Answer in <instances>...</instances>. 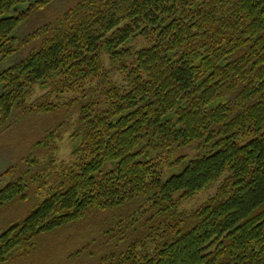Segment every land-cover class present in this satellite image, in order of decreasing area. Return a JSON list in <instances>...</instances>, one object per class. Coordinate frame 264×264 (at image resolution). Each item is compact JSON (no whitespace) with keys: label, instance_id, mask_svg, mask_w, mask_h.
<instances>
[{"label":"trees","instance_id":"16d2710c","mask_svg":"<svg viewBox=\"0 0 264 264\" xmlns=\"http://www.w3.org/2000/svg\"><path fill=\"white\" fill-rule=\"evenodd\" d=\"M55 1L0 0V264H264V0Z\"/></svg>","mask_w":264,"mask_h":264},{"label":"rangeland","instance_id":"374dc122","mask_svg":"<svg viewBox=\"0 0 264 264\" xmlns=\"http://www.w3.org/2000/svg\"><path fill=\"white\" fill-rule=\"evenodd\" d=\"M68 0H57L55 1L50 7H48L46 10L43 11V13L41 14L44 18L47 17H52L54 16L56 13H58L59 11H61L64 7L65 4L67 3ZM35 22V20H34ZM34 22L32 24H34ZM30 26V23L26 22L25 24H23L20 29L18 30V36H22L25 35L28 32V28ZM140 44H143L142 41L139 42ZM117 78L119 80H121V76L117 75ZM38 92L35 93V95H37ZM69 96V94L67 95ZM65 96V97H67ZM24 134H27L26 136L29 135V126H24L22 128L19 129H14L12 131H9L6 134H3L0 136V152H4V150L7 147V144L13 142L16 143L17 140L20 138V136H24ZM25 136V139H26ZM57 145H58V151L56 153V159L59 160H69L70 159V146H69V142H68V137L67 134H64L62 136V138H60L59 140H57ZM1 155V154H0ZM6 155V154H4ZM6 165H8V159L7 158H0V170L3 169ZM216 187V184H214L213 186L203 190L202 192L198 193L197 195L193 196L191 199L185 201L184 203H182L180 205V208H184L187 210L193 209L196 206H198L202 201H204L209 195H211L214 192V189ZM10 211L12 212H17L19 213L21 210V207H19V205L17 206H13L8 208L7 212L4 213V217H8V213H10ZM66 237V235L64 233L59 234L58 236H56L55 239L52 240V242H56L59 240H62ZM22 259H18L17 261H21Z\"/></svg>","mask_w":264,"mask_h":264}]
</instances>
